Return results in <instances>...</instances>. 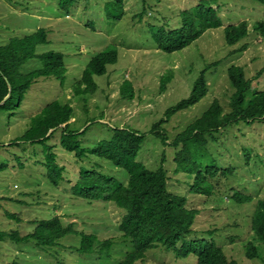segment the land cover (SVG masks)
Wrapping results in <instances>:
<instances>
[{"label": "rangeland", "instance_id": "obj_1", "mask_svg": "<svg viewBox=\"0 0 264 264\" xmlns=\"http://www.w3.org/2000/svg\"><path fill=\"white\" fill-rule=\"evenodd\" d=\"M202 1H217L212 5L220 10L222 28L208 30L180 52L161 51L153 30L179 29L180 14ZM262 21L264 6L251 0H70L66 7L62 0H0V47L12 39L36 37L45 30L49 43L39 44L36 53H61L66 67L64 85L55 77H40L18 107L0 109V230L32 236L40 222L59 217L64 226L73 224L78 232L64 237L58 246H40L34 238L24 243L7 239L0 242V264H118L133 248L119 230L123 209L112 202L73 193L83 169H96L127 184L129 175L124 169L92 154L79 159L62 148L63 125L49 142L58 164L64 167L63 179L56 186L44 164L42 146L17 144L31 127L32 118L56 101L74 109L70 130H86L79 141L87 150L109 141L115 129L147 135L137 161L151 170L164 166L170 192L186 198L188 208L198 212L193 239L214 241L230 261L238 264H264V244L252 228L257 203L264 200V123L240 122L206 137V147L195 148L190 156L192 163L217 167L220 173L232 170L210 179L212 195L190 191L195 175L178 172L175 162L183 144L172 145L213 102L219 101L225 113L232 111L235 89L228 75L232 66L243 67L252 81L248 98L264 91V40L254 32L256 23ZM242 22L248 23L249 36L229 46L225 28ZM113 49L118 51V62L108 67L105 76L95 77L97 90L78 95L85 85L79 88L77 84L91 60ZM44 66L43 60L30 59L20 73L28 75ZM203 71H207V96L167 119V110L190 96ZM167 73L173 80L163 91L161 78ZM126 81L132 83L133 100L123 95ZM161 120L165 121L162 132L169 139L167 143L153 133ZM237 193L251 196L253 201L238 203L234 199ZM83 234L99 238L95 254L81 255L73 249L80 246ZM108 240L112 241L109 256L102 251V244ZM249 243L261 248L259 258L247 257ZM137 264H197V257L179 259L173 251L160 247L149 251L145 261Z\"/></svg>", "mask_w": 264, "mask_h": 264}, {"label": "trees", "instance_id": "obj_2", "mask_svg": "<svg viewBox=\"0 0 264 264\" xmlns=\"http://www.w3.org/2000/svg\"><path fill=\"white\" fill-rule=\"evenodd\" d=\"M122 1V0H118ZM264 6V0H251ZM70 0H62V5ZM212 3L217 1H202L193 9L183 11L182 25L176 30L158 28L152 35L159 49L173 54L190 47L199 40L208 30L222 28L223 21L219 9H215ZM72 5V3H71ZM225 38L229 46H235L249 36L247 22L231 25L225 28ZM256 32L264 40V21L256 23ZM37 36L24 39H12L3 47H0V103L10 95V98L0 109L11 110L22 103L26 92L40 77H55L65 83V56L61 53L48 52L43 55L36 53L37 46L48 44L45 30L39 31ZM41 59L45 66L28 75H22L20 68L30 59ZM118 62L116 49L97 54L89 63L83 73L82 80L77 84L79 88L85 85V89L77 91L78 95L93 94L97 90L96 76H105L108 67ZM218 65V63L216 64ZM207 71H203L196 80L193 90L187 99L182 100L176 106L166 112L170 119L178 112L188 110L198 104L208 94ZM165 74L161 78L162 90L173 80V76ZM229 80L235 93L232 98V111L225 113L219 101L213 102L203 116L191 124L184 133L179 135L172 143L178 147L182 145L175 160L178 172H186L195 175L194 184L190 191L194 194L212 195L210 179L219 174L226 175L232 170H222L217 167H204L201 163L191 162L190 156L195 148L201 145L207 146L206 137L213 135L222 129L245 122L254 124L264 123V91L256 92L252 98H248V91L252 81L245 75L243 67L232 66L228 70ZM10 85V87H9ZM11 89V91H10ZM125 98L134 99L132 83L126 81L123 87ZM74 109L70 105H62L56 101L48 105L39 115L32 118L31 127L26 134L17 140L22 142L39 144L45 155L50 181L58 186L63 179L64 167L58 164V156L54 148L49 145L56 129L66 125L61 137V146L65 150L76 154L79 159H84L92 154L101 159L111 161L116 167L124 169L129 175L127 184H121L112 177H106L96 169L80 172L79 180L73 187V193L77 197L91 200H103L112 202L125 214L119 225V230L124 238L129 239L133 245L132 250L118 264H137L146 259L149 251L165 248L173 251L179 259H187L190 255L197 257V264H238L230 261L223 250L214 241L205 238L193 239L196 231L193 226L197 211L189 209L187 200L170 192L167 170L161 166L158 170H151L137 161L138 155L146 140L145 134L140 131L128 129H115L112 138L96 149L87 150L81 147L79 139L85 135L83 132L70 130V121ZM164 120L155 124L153 133L164 143L169 139L162 132ZM55 130L53 133L51 131ZM51 132V133H50ZM50 133V134H49ZM196 164V165H194ZM209 184V185H207ZM234 199L238 203L252 202L253 198L237 193ZM7 218L17 220L16 215H7ZM252 228L257 240L264 244V200H259L252 219ZM213 236L212 231L206 232ZM78 234L74 225L64 226L59 217L44 220L39 223L34 235L21 237L17 232L7 233L0 230V242L12 239L18 243L29 242L34 238L40 246H58L59 242L68 235ZM99 238L96 235H82L79 247L73 248L81 255H92L97 252L96 245ZM102 251L109 256L112 241L102 244ZM261 248L249 243L247 257L251 260L260 256ZM19 264V263H14Z\"/></svg>", "mask_w": 264, "mask_h": 264}, {"label": "water", "instance_id": "obj_3", "mask_svg": "<svg viewBox=\"0 0 264 264\" xmlns=\"http://www.w3.org/2000/svg\"><path fill=\"white\" fill-rule=\"evenodd\" d=\"M9 87H10V85H9ZM10 91H11V89H10ZM9 98H10V95H8V96H7V97H6V98L0 103V107L3 106V105H5V103L8 101ZM51 132H52V131H51ZM51 132H50V133H51ZM50 133H49V134H50Z\"/></svg>", "mask_w": 264, "mask_h": 264}]
</instances>
